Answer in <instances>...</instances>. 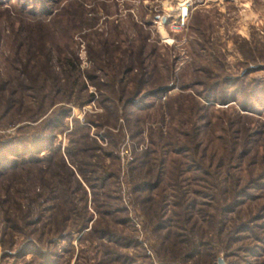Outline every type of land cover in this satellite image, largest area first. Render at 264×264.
<instances>
[{
  "label": "rangeland",
  "instance_id": "obj_1",
  "mask_svg": "<svg viewBox=\"0 0 264 264\" xmlns=\"http://www.w3.org/2000/svg\"><path fill=\"white\" fill-rule=\"evenodd\" d=\"M44 62L79 80L72 98L94 96L66 102L55 139L75 176L42 163L0 174V264L200 263L162 259L160 235L223 243L210 264H264V0H0V132L43 126L20 114ZM75 118L91 183L67 153Z\"/></svg>",
  "mask_w": 264,
  "mask_h": 264
},
{
  "label": "trees",
  "instance_id": "obj_2",
  "mask_svg": "<svg viewBox=\"0 0 264 264\" xmlns=\"http://www.w3.org/2000/svg\"><path fill=\"white\" fill-rule=\"evenodd\" d=\"M31 11L33 12L30 13L28 11L27 13L32 16L30 19H33L35 21H33V23L38 25L37 28L40 29L44 25L46 27L48 23L45 22V20L43 19L44 17H42V12H37L36 10ZM40 47L43 51H45V46H39L38 48ZM42 50L41 52L39 51V53L42 54ZM32 51L33 49L30 50V52ZM36 54L37 53H35L34 55ZM38 61H42V57L39 60V56L37 55L31 62H33V64H36V62ZM44 63V68L41 71L39 68L36 69L37 71H33L31 69L33 75L30 73L29 69H26V72H29L32 78L30 80V83L26 85L25 91L26 89L30 88V90L33 92L36 104L34 107L31 106V108H29L27 112H24L20 115H22L21 119L25 117V120L29 119L30 121H38L41 119V121H43L45 119V121H43V126L38 128L37 130H25L28 126L30 127L32 124L31 122H28L25 125L18 126L16 132L14 133H9L7 131L0 132V174H7L10 171H14L15 169L24 168L25 165L29 163H42L39 169L40 175L41 172L51 170L54 168V166H56V168H58V173H60L63 168H67L69 174L75 176V170H72L68 165L67 160H65V155L61 151V145H56L55 139L57 131L61 130L60 128L67 124L65 117L68 115L67 113L68 111H70V108L66 107V102H72V104L74 103L75 105L82 106L85 102H88V100H92L94 95L93 93H91L88 95V98H83L84 95L81 94L79 96L80 92H78L76 93V97L72 98L73 91L76 92L78 90L76 83L79 82V80L73 78V81L71 82L72 77L70 75H68L67 77L62 76L57 69L48 65L47 62ZM140 84H142V81L136 82L135 89H137ZM84 85L85 84H83V86ZM123 89L124 88H122V90ZM135 91L132 92L134 93ZM122 94L123 93H121V95ZM230 99L231 98H229L227 94L225 96L220 97V100L223 103H226ZM6 103L7 106L11 105L9 98H7ZM53 106H55V109L48 113ZM18 118L20 119V117ZM17 120V118L12 117L7 122L4 121L2 125L7 126L4 128H8L10 124L16 122ZM74 121L75 126L73 127L74 129L72 128L73 130L71 134L72 136H76L71 137L70 139L71 144H73L74 147L67 148V153L71 160L70 162L73 165L76 164L77 171L79 172V174L83 176L85 181H89V183H91L88 174L84 172L83 167L78 163L80 159L77 158L78 153L82 147L81 145H84L83 143L88 142L90 129L88 128L87 123L80 121L79 118H75ZM53 129H55L56 132H52ZM85 149H87V147L82 148V151H85ZM59 181L65 185V181L63 180V178L60 177ZM76 181L81 185L79 177L76 178ZM137 186H139V188L141 189H144L145 186H149L151 189H153V185L150 186L145 182L138 184ZM177 187L179 188V194H177V197L179 198L176 199L180 201L177 202L178 200H176L174 202L177 203V206L180 209V212H177L178 216L183 219V221L191 219L192 215H189L191 214L189 213L191 211L188 208L189 202H185V199H183L181 187ZM232 191L233 190H230L229 193ZM154 200V203H156V207L154 210L157 211L155 214H158L160 205L159 203H157L156 198H154ZM48 217L50 218V216ZM11 223L14 226L17 225L14 220ZM157 225L159 227L161 226L160 223L154 224L153 228H155L152 230L153 233L158 229ZM80 227L84 228L86 227V224H83ZM186 239L187 242L185 246H181L179 244V240H177L176 238L167 240L164 235H160V237L157 236L156 243L154 246L159 256L164 260L180 259L184 262L187 258H197L198 256V259H200L199 262L201 264H210L209 262L214 259V257L219 252L220 247L223 245V243H221L222 245H220V247H217V241L213 239L209 241L204 240L205 242H200L198 245L194 243V241L189 235L186 236ZM30 244L37 246V243L35 241H31ZM200 245L205 246L207 248L205 250H200ZM33 250V247H31L28 248L27 252H32ZM37 250L41 253L39 248ZM195 263L200 264L197 261H195Z\"/></svg>",
  "mask_w": 264,
  "mask_h": 264
},
{
  "label": "water",
  "instance_id": "obj_3",
  "mask_svg": "<svg viewBox=\"0 0 264 264\" xmlns=\"http://www.w3.org/2000/svg\"><path fill=\"white\" fill-rule=\"evenodd\" d=\"M217 262H218V264H226V262H224V260L221 256H218Z\"/></svg>",
  "mask_w": 264,
  "mask_h": 264
}]
</instances>
